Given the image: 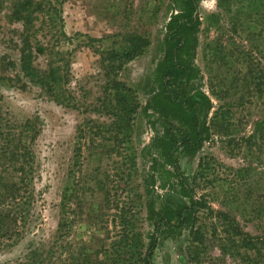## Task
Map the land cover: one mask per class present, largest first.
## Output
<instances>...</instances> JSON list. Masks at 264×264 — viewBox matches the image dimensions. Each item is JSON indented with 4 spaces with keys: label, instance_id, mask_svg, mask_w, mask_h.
<instances>
[{
    "label": "rangeland",
    "instance_id": "1",
    "mask_svg": "<svg viewBox=\"0 0 264 264\" xmlns=\"http://www.w3.org/2000/svg\"><path fill=\"white\" fill-rule=\"evenodd\" d=\"M198 8L195 48L183 57L194 69L189 92L210 101L201 109L205 140L175 157L203 206L193 235L159 237L153 264H264V0H200ZM16 10L27 19H12ZM181 10L178 0H0V132L28 155L29 178L18 240L0 247V264H140L154 233L147 202L161 213L164 196L179 194L165 151L166 129L181 125L150 102L160 90L166 26ZM25 25L33 69L52 64L61 77L53 95L16 77ZM137 36L147 47L113 69L112 54ZM114 81L130 89L136 108L119 144ZM123 236L116 258L112 240ZM243 236L257 250L243 248Z\"/></svg>",
    "mask_w": 264,
    "mask_h": 264
},
{
    "label": "trees",
    "instance_id": "2",
    "mask_svg": "<svg viewBox=\"0 0 264 264\" xmlns=\"http://www.w3.org/2000/svg\"><path fill=\"white\" fill-rule=\"evenodd\" d=\"M178 1L182 6V10L172 15L166 26V36L164 39L165 52L163 59L156 65L155 72L157 78L160 79V90L153 96L150 105L154 111L158 112L165 119L171 118L181 125L179 129L172 125L169 129H166L169 144L167 152L165 151V156L173 169L177 181L179 194L177 196L173 194L164 196L161 213L155 212L152 201L149 200L147 202L146 212L148 213V219L152 222L154 233L149 239L146 252L142 257L141 255L139 257L140 264H153L154 250L158 245L159 237L163 234L171 235L173 233L179 236L184 231L189 230V234L193 235L191 228L195 220L196 209L203 206L196 199L194 188L189 179L181 173L177 157H175L178 147L184 148L189 154H194L205 140V127L202 126L201 109L209 107L210 101L201 92L193 94L189 92L187 83L193 79L194 69L183 57L188 50L195 48L194 36L200 26L198 11L200 0ZM12 19L24 21L27 17H22V13L16 10L13 13ZM61 36L63 38L66 37L64 33H61ZM16 40L18 41L15 43L18 59L16 65L12 64V66L16 70L17 79L29 80V82L45 90L46 93L53 95L56 89L60 87L61 77L52 64H49L51 70L49 69L48 72L41 74L33 69L32 50L34 48L31 43V40H33V30L29 26H23ZM130 43L131 46L128 48L112 54L115 57L114 59H116V65L113 69L120 70L148 45L146 39L138 36L131 39ZM39 52H42V49ZM11 82L12 80L8 81V83ZM112 89L116 98L115 107L119 111V114H115L119 123L114 125L115 134L113 133L112 138L119 144L126 138L124 130L127 128L130 115L135 114L136 108L132 103L130 89L124 83L114 81ZM174 131H176L177 135L174 134ZM10 145V140L0 132V247H11L18 240V222L21 219L23 207L26 206L28 199L27 182L29 178L25 169L28 163L26 156L28 155L22 154L15 149L17 145L13 146L12 144L13 147L11 148ZM70 197L71 193L67 189L63 196L64 209L62 210V216H67L68 212L65 206ZM117 211L122 215V209H118ZM222 217L227 218L228 216L222 215ZM119 218L122 219V217ZM119 225L123 227L124 221H119ZM66 226L67 222L64 219L58 225V231L62 233L63 228ZM243 237L240 241L243 248L252 251L257 250L252 237ZM112 241V253L118 255L116 258H121L117 250L123 251L122 244L128 241V238L122 242ZM256 241L259 242L260 239H256ZM104 252L111 253L110 250H105ZM112 258H115V256H112ZM23 264L36 263L35 259H29Z\"/></svg>",
    "mask_w": 264,
    "mask_h": 264
}]
</instances>
